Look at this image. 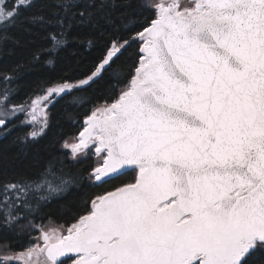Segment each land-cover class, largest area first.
<instances>
[{
	"label": "snow or ice",
	"instance_id": "obj_1",
	"mask_svg": "<svg viewBox=\"0 0 264 264\" xmlns=\"http://www.w3.org/2000/svg\"><path fill=\"white\" fill-rule=\"evenodd\" d=\"M26 23L45 44L0 63V138L24 128L11 143H37L58 99L115 83L35 172L0 165V264H264V0H0V52ZM69 38L103 44L85 78L44 79L17 100L27 64L54 68ZM69 160H91L89 184L107 187L45 224L84 179Z\"/></svg>",
	"mask_w": 264,
	"mask_h": 264
},
{
	"label": "trees",
	"instance_id": "obj_2",
	"mask_svg": "<svg viewBox=\"0 0 264 264\" xmlns=\"http://www.w3.org/2000/svg\"><path fill=\"white\" fill-rule=\"evenodd\" d=\"M116 23L119 24V20H116ZM102 26L110 30L109 25L102 24ZM24 28L31 29V32L24 31ZM84 30L87 31V29ZM76 31L79 29L74 28L73 32ZM44 34L45 29L27 23L22 27L17 26L10 29L9 36L11 38L3 43L0 63L7 66L27 61L35 49L45 44ZM17 40L19 42H16ZM102 47V42H94L89 48L86 44L75 42L69 38L67 47L56 56L54 68L49 67L44 61L35 65L27 64L22 70L16 99H26L28 94L37 88L44 79L59 77H67L72 81L84 79L88 70L92 68L101 55ZM136 50L134 45L118 61L125 73L131 68ZM114 83L109 75L105 74L102 79L96 80L95 83L81 86V90L75 93L83 101L79 105L68 103V98L58 99L50 107V121L46 134L37 143L27 145L11 143L15 136L27 131L24 128L14 129L8 136L0 138V165L6 169L27 168L29 171L35 172L34 158L37 156L46 157L53 151V145L58 151L62 138H66L69 134L76 133L80 129L85 113H90L95 104L103 103L106 98L111 96ZM91 166V160L81 164H73L70 160L66 161V169L72 172H80L84 179L79 187L72 188L62 197L54 198L46 206L43 213V223L48 224L50 221L53 225L66 223L70 219L68 210L80 207L86 194L101 192L107 187V185L93 187L89 184L85 169ZM17 240L21 244L26 243L25 239L12 238L15 247H18Z\"/></svg>",
	"mask_w": 264,
	"mask_h": 264
},
{
	"label": "rangeland",
	"instance_id": "obj_3",
	"mask_svg": "<svg viewBox=\"0 0 264 264\" xmlns=\"http://www.w3.org/2000/svg\"><path fill=\"white\" fill-rule=\"evenodd\" d=\"M83 123V122H82Z\"/></svg>",
	"mask_w": 264,
	"mask_h": 264
}]
</instances>
